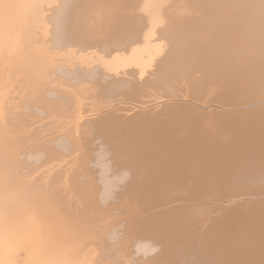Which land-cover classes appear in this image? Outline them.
Segmentation results:
<instances>
[{"label": "bare ground", "instance_id": "6f19581e", "mask_svg": "<svg viewBox=\"0 0 264 264\" xmlns=\"http://www.w3.org/2000/svg\"><path fill=\"white\" fill-rule=\"evenodd\" d=\"M257 186L264 0H0V264H264Z\"/></svg>", "mask_w": 264, "mask_h": 264}, {"label": "rangeland", "instance_id": "374dc122", "mask_svg": "<svg viewBox=\"0 0 264 264\" xmlns=\"http://www.w3.org/2000/svg\"><path fill=\"white\" fill-rule=\"evenodd\" d=\"M122 101H125L123 99H120L119 102ZM123 103V102H122ZM260 173V171H252L251 174H254V175H258ZM249 179H246L244 181H248ZM245 190L247 191H261V190H264V186H257V187H248V188H245Z\"/></svg>", "mask_w": 264, "mask_h": 264}]
</instances>
